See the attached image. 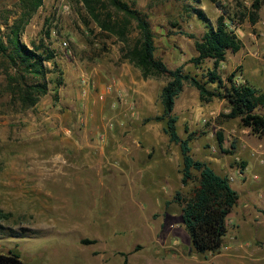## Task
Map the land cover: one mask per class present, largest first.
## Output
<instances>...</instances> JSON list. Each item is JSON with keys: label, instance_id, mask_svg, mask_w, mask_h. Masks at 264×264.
<instances>
[{"label": "rangeland", "instance_id": "rangeland-1", "mask_svg": "<svg viewBox=\"0 0 264 264\" xmlns=\"http://www.w3.org/2000/svg\"><path fill=\"white\" fill-rule=\"evenodd\" d=\"M121 1L147 16L156 34L155 56L168 69L184 64L186 72L200 73L189 63L196 55L194 40L184 34L200 39L205 32L194 9L215 23L221 13L212 0ZM215 1L235 17L238 6L234 0ZM238 1L248 14L255 0ZM258 1L261 7L254 25L248 17L241 23H229L243 48L264 37V0ZM100 2L96 7L102 18L114 13L109 0ZM17 14L16 0H0V33L5 21L11 23ZM90 19L81 0H43L28 21L21 41L30 47L44 40L54 51L56 64L55 69L51 63L45 64L49 69L45 79L49 92L29 109H21L11 95L14 84L9 76L14 71L0 57V211L6 216L0 217V254H17L24 264L204 262L187 244V235L179 224L180 207L172 200L174 194L166 196V178L171 186H177L172 179L178 176L174 164L179 163V148L168 141L161 123L144 122L161 114L159 95L166 78L143 80L138 68L120 61L123 44ZM48 29L50 36L46 39ZM136 36L133 23L129 43ZM241 56V52L227 53L218 70L223 79L230 73L237 79ZM211 65L206 61L202 68ZM102 68L118 75L127 73L139 91L116 95L103 122L105 130L101 131L105 133H94L85 108L92 88L81 81L85 76L92 81L90 71ZM58 77L63 84L55 91ZM142 92H147V97ZM196 92L184 87L174 107V114L181 118L179 136L185 139L195 132L191 143L195 160L231 156L237 145L255 152L259 143L264 144L263 139L244 130L238 120L223 118L221 105L215 111L211 110L214 104L200 103ZM90 145L101 149H91ZM169 158L171 168L159 166ZM233 176L232 187L238 188L241 177L235 171ZM245 176L252 178V171ZM195 185L193 181L181 189L186 195ZM83 240L94 243L84 245ZM255 264H264V260Z\"/></svg>", "mask_w": 264, "mask_h": 264}, {"label": "trees", "instance_id": "trees-1", "mask_svg": "<svg viewBox=\"0 0 264 264\" xmlns=\"http://www.w3.org/2000/svg\"><path fill=\"white\" fill-rule=\"evenodd\" d=\"M19 14L11 23L5 21L4 31L0 33V57L4 59L8 68L14 71L9 76L11 95L19 102L21 109H29L37 104L41 97L49 92L48 82L45 81L49 69L46 63L54 62L55 53L44 40L37 45L28 47L21 41V34L43 0H16ZM87 8L90 20L100 30L115 36L123 46L120 47V61L128 62L138 68L143 80L161 77L166 78L159 99L162 105L160 115L145 118V123H161L163 133L171 144L178 146L180 153L181 185L186 188L191 182L196 185L188 194L182 189L177 190L173 196V202L180 207L181 225L189 238L191 249L198 257L204 259L209 255L218 253L228 233L227 219L238 203L239 196L232 188L227 176L217 174L206 162L195 160L192 156L191 143L194 141L195 132H191L181 138L177 132L178 116L174 114L176 99L183 92L184 87H191L197 91L198 100L207 104L213 100H225L229 104V111L222 117L226 120H238L243 129H248L253 136L264 139V115L259 110L264 108V92H261L246 79L236 81V74L230 73L223 79L218 73L219 65L226 60L227 53L236 54L243 48L242 41L229 23H241L248 17L250 23L257 22V12L261 3L255 0L251 4L250 12L246 14L245 8L237 4L234 15L229 13L225 6L212 0L220 15L215 23H211L201 10L193 12L203 25L205 32L200 39L192 34H184L194 40L196 55L189 59L200 73L186 72L184 64L175 69H168L161 58L155 56L156 34L146 15L133 9L129 4L121 0H109L114 13H108L102 18L97 11L100 0H81ZM199 3L198 0H194ZM135 23L137 36L129 43L128 35L131 25ZM50 36L49 29L45 30L44 37ZM211 62V67L202 68L206 62ZM63 81L57 78L56 88ZM54 100L57 92H54ZM218 141L222 143V136L217 134ZM0 217H6L0 211ZM82 244H91L92 241L83 240ZM0 264H24L21 258L14 253L0 254Z\"/></svg>", "mask_w": 264, "mask_h": 264}, {"label": "crops", "instance_id": "crops-1", "mask_svg": "<svg viewBox=\"0 0 264 264\" xmlns=\"http://www.w3.org/2000/svg\"><path fill=\"white\" fill-rule=\"evenodd\" d=\"M240 52L242 55L241 59L239 60L241 66L236 81L241 82L242 79H246L251 85L253 82H255L257 85L254 87L261 92H264V37L261 38L259 42L252 44L251 47L242 48ZM138 75L140 74L138 73ZM89 76L91 77L92 81H90V78L85 76V78L89 80L86 88L91 87L92 90L89 92L88 97L86 98V115L87 117H90L89 121L95 127L94 133H100L104 132L101 131L102 128L105 130L103 122L107 117L109 106L111 102L114 101L115 96L128 95L129 93L131 94L130 91H132L133 94L134 92L139 91V87L135 86L136 81L132 79L131 76H128L127 73H121L118 75L113 70L106 68L92 70L90 71ZM111 81H113L115 85L114 92L112 94H105V88L108 84H111ZM142 94L147 97L148 93L142 92ZM195 94L198 96L197 92ZM101 96H103V100L99 99ZM209 103L214 104L211 107V110L217 111L216 107L221 105L223 113L226 114L229 111V104L225 100H213ZM259 113L264 115L263 111H259ZM191 118L192 116L190 114L189 124H191ZM180 121L181 118L178 116L177 127H179ZM244 130L249 132L248 129ZM263 145V143H259L258 147H256V149L254 148L255 152L244 150L243 145H237L235 148V153L231 156L223 157L219 160L212 159L203 161L206 162L217 174L227 176L231 182V185L235 182V178L233 176L234 171L239 177H241V182L238 188L232 187L239 196L237 205L227 219L228 232L229 229H231L232 232L230 234L227 233L223 245L218 253L209 255L207 259L203 260L204 262L201 261L199 264L208 262L209 264H255L261 260H264ZM89 147H91V149L97 148L94 145H90ZM180 162L181 161L179 158V163ZM163 163H160L159 166L166 164L167 168H171L172 162L170 158L163 159ZM179 163L174 164V171L177 166L178 172L176 174L178 176H174L175 178L172 176L174 178L172 179V182L177 184V186H171V180L168 182L169 179H165L164 184L168 186L169 189L166 193L167 197H172L175 191L183 188L181 185L180 173L181 163ZM248 171H252V178H247V176H245V173L247 174ZM165 173L167 175V172ZM161 175L163 176V174ZM179 224L184 231L181 225V220H179ZM187 239V244H189L188 236ZM177 247H179V245H177ZM222 249L224 250L223 252L221 251ZM191 251L194 255H196L192 249Z\"/></svg>", "mask_w": 264, "mask_h": 264}, {"label": "built area", "instance_id": "built-area-1", "mask_svg": "<svg viewBox=\"0 0 264 264\" xmlns=\"http://www.w3.org/2000/svg\"><path fill=\"white\" fill-rule=\"evenodd\" d=\"M63 46H66V43H63ZM88 83H89V80H87L85 77H83V79H82V84H83V86H87L88 85ZM114 92V85L113 84H108L107 86H106V88H105V94H112ZM99 99H103V96H101V98H99ZM134 107V103L133 104H131V109ZM240 175H241V173H240Z\"/></svg>", "mask_w": 264, "mask_h": 264}]
</instances>
